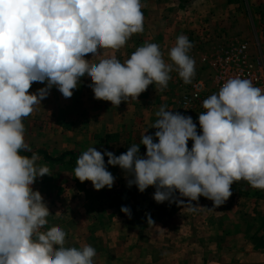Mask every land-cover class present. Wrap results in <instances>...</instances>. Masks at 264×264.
<instances>
[{"label":"clouds","instance_id":"clouds-1","mask_svg":"<svg viewBox=\"0 0 264 264\" xmlns=\"http://www.w3.org/2000/svg\"><path fill=\"white\" fill-rule=\"evenodd\" d=\"M141 9L142 0H0V264H94V247L67 246L62 228L46 229L49 209L32 185L50 170L26 142L24 119L53 87L69 99L85 77L95 99L116 107L137 100L149 85L165 90L173 72L190 83L195 61L186 35L169 49L170 62L147 41L123 61L115 55L143 32ZM34 82L44 87L29 92ZM202 108L198 134L191 116L161 105L154 135L146 130L119 156L88 147L76 159L74 177L97 191L111 189L107 157L128 187L141 193L154 187L155 202H175L188 212L203 208L192 203L200 197L212 209L223 205L234 182L264 190V89L229 77ZM120 211L131 218L130 208ZM147 223L153 224L150 217Z\"/></svg>","mask_w":264,"mask_h":264},{"label":"rangeland","instance_id":"rangeland-1","mask_svg":"<svg viewBox=\"0 0 264 264\" xmlns=\"http://www.w3.org/2000/svg\"><path fill=\"white\" fill-rule=\"evenodd\" d=\"M198 1L202 2L196 3L194 0V3L189 4L192 13L188 15V22L193 23L196 18L198 22H195L192 29L186 30V36L193 45L189 55L195 61V75L191 82L197 79L204 80L206 92L211 95L217 90L213 82V73L201 62L203 55L211 54L231 42L247 43L251 56L255 59L260 57L264 62V0ZM216 3L219 4L217 12L213 11V16L204 24V20L200 18L205 15L195 11L193 7H201L202 4L215 8ZM228 5L234 9L230 14L228 12L231 10L226 7ZM221 14L223 17L221 23L212 22L214 17H220ZM197 33H202L204 36L201 38L202 48L197 43L199 41V37H196ZM195 40L197 42L194 43ZM132 49L133 47L129 53ZM126 56L122 58L127 59L130 55L126 54ZM164 58L166 62H170L167 54ZM191 82L185 84L178 74L173 72L165 90L160 91L158 87L149 85L137 100L129 99L128 103L121 102L118 107L112 106L109 101L95 99L89 88L91 81L86 77L69 99H65L53 87L47 97L41 101V105L36 106L35 110L24 119L25 140L33 151L45 150L52 156H60L67 151L81 154L88 147H94L101 153L104 150L114 153L121 148L128 149L131 144L139 142L146 130L145 135H154L156 129L150 127L156 119L155 112L161 105L185 115L180 108V100L188 91ZM41 87H44V84L38 83L37 89ZM36 90L32 84L29 92ZM198 114L195 111L186 116L192 117L199 134ZM191 145L192 141L189 140L188 147L191 148ZM38 163L46 165L50 171L49 175L38 178L32 187L40 192L45 202L50 203L48 218L52 220L54 218L52 214L60 216L55 217V224H64V217L71 214L74 218L71 229L74 228L78 234L80 232L86 234L90 228L102 229L108 220L112 222L116 219L119 223L115 227L123 228L130 237L122 248L128 244L129 246L142 244L145 248L144 252H138L139 256L136 249L132 248L128 249L130 252L124 250L123 253H115L114 257L118 258L119 264L121 259L133 264L141 259L148 261V264L150 262L151 264H185L187 253L181 248L191 232L200 234L199 221L186 223L184 217L189 212L185 207L168 201L158 204L153 199L154 187H148L143 193L139 192L135 185L128 187L123 170L119 166L107 165V161H105L107 170L115 177L114 184L111 189L105 187L99 191L93 188L90 181L80 182L74 177L76 163L67 160L65 164L55 165L42 159ZM250 189L251 187L244 181L234 182L231 186L232 193L248 196L256 194ZM231 197L232 195L228 200ZM177 198L186 201V198L179 197L178 193ZM192 203L197 204L196 201ZM122 206L130 208L131 218L120 211ZM194 214L199 216L200 212L196 211ZM149 217L153 224L147 223ZM51 226L52 223L49 221L48 228H52ZM154 230L157 233L155 235H161L156 237L155 243L167 246L158 247L157 253L156 250L152 251L155 246L152 238ZM143 233L151 234L142 240L140 237ZM84 239L82 238V241ZM111 240L114 245L121 243L120 237ZM169 246H174L175 249L177 247V251L172 252L168 249ZM194 249L192 261L196 264L200 261L201 253L198 244L194 245Z\"/></svg>","mask_w":264,"mask_h":264},{"label":"crops","instance_id":"crops-1","mask_svg":"<svg viewBox=\"0 0 264 264\" xmlns=\"http://www.w3.org/2000/svg\"><path fill=\"white\" fill-rule=\"evenodd\" d=\"M197 2L200 3L202 1L196 0ZM191 3H194V0H142L141 11L143 13L144 30L141 33L132 35L125 46L115 51L117 58L121 61L125 60L126 54L131 55V52H134L138 46H141L146 41L158 44L164 57H166L169 49L174 46L177 36L180 34L187 35L186 30L192 29L195 26V22H198L197 18L193 23L192 21L188 22V15L192 9V7L190 8L191 5H189ZM218 5L216 3V7L212 8L208 7V5L203 6L200 4L201 7L195 6L193 8L196 9L195 11L205 15L200 18L204 20L203 23L205 24L213 16L212 12L219 8ZM226 7L231 10L228 14L234 10L232 6L228 5ZM221 19H223L222 14L220 17H214L212 22L221 23ZM197 34L196 37H199V41L195 40L194 43L197 42L202 48L201 38H204V36L202 33ZM132 47L133 49L129 53ZM108 54H112V51L108 50ZM37 87L38 83L34 82V90ZM250 190L252 192L255 191L256 194L248 196L232 193V197L229 200L215 209H212V201L204 197H200V200L196 201L198 206L203 207L198 210L200 215L189 212L184 218L186 223L199 221L200 234L191 232L189 234L190 237L187 239L188 243L185 242V245L181 248L187 253L185 255V264H194L192 258L195 252L194 245L196 244L199 245V252L201 253L200 261L196 264H264V190L253 188ZM43 201L49 209L50 203L45 202L44 198ZM52 217H54L52 220L47 218L48 223L50 221L52 223L51 227H60L66 232L67 246L80 247L88 244L95 248L94 264H119L118 258L114 257L115 253L130 252L128 249L132 248L136 249L139 256L138 252H144L145 250L142 244L137 246H129L128 244V246L122 248L126 245L127 238L130 237L126 230L115 227L119 223L116 219H113L112 222L108 220L104 223L105 227L102 229L90 228V231L86 232V234L82 232L78 234L74 231V228L71 229L74 220L71 214L64 217V224H55V217L60 216L52 214ZM47 228L48 225H46ZM155 233L154 230L152 232L154 243L157 239L156 237H161V235L158 236ZM150 234L145 235L143 233L140 239L144 240ZM119 237L121 238V243L114 245L111 239H118ZM82 238L85 239L82 241ZM191 239L193 240L191 241ZM162 246L167 247L165 244L156 242L152 251L156 250L157 253L158 247ZM168 249L172 250V252L173 250L177 251V247L175 249L174 246H169ZM133 255H135V252H133ZM120 264L133 263L121 259ZM136 264H148V261L141 259Z\"/></svg>","mask_w":264,"mask_h":264},{"label":"built area","instance_id":"built-area-1","mask_svg":"<svg viewBox=\"0 0 264 264\" xmlns=\"http://www.w3.org/2000/svg\"><path fill=\"white\" fill-rule=\"evenodd\" d=\"M201 62L213 73L217 91L227 78L234 76L249 79L254 86L264 89V62L260 57L255 59L251 56L247 43L231 42L211 54L203 55ZM208 96L204 80H194L182 96L180 108L185 115L195 111L200 113L203 111L202 101Z\"/></svg>","mask_w":264,"mask_h":264},{"label":"trees","instance_id":"trees-1","mask_svg":"<svg viewBox=\"0 0 264 264\" xmlns=\"http://www.w3.org/2000/svg\"><path fill=\"white\" fill-rule=\"evenodd\" d=\"M126 151L127 149L121 148L113 154L119 156L121 153H124ZM145 151L146 149L144 147H140V154H144ZM34 152H36L40 159H42L43 161L55 165L65 164L67 163V160H69V162L71 163H76V159L80 155V153L74 151H67L60 156H52L45 150H34ZM25 154L31 156V153ZM105 161H107V157H105Z\"/></svg>","mask_w":264,"mask_h":264}]
</instances>
